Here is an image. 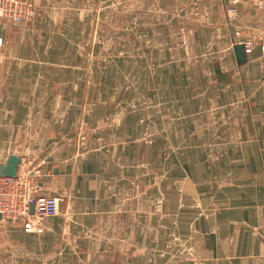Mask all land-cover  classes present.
<instances>
[{
  "label": "crops",
  "instance_id": "0c3cea01",
  "mask_svg": "<svg viewBox=\"0 0 264 264\" xmlns=\"http://www.w3.org/2000/svg\"><path fill=\"white\" fill-rule=\"evenodd\" d=\"M32 2L0 23V164L59 207L0 221V264H264V57L233 52L264 10Z\"/></svg>",
  "mask_w": 264,
  "mask_h": 264
},
{
  "label": "built area",
  "instance_id": "2783aa9c",
  "mask_svg": "<svg viewBox=\"0 0 264 264\" xmlns=\"http://www.w3.org/2000/svg\"><path fill=\"white\" fill-rule=\"evenodd\" d=\"M254 4L264 10V0H255ZM33 15L32 0H0V20L20 24L29 21ZM235 34L238 35V31ZM242 44L245 51L257 45L264 57V19L260 29L246 37ZM58 207L57 197L39 193L37 181L28 168L17 170L14 177L0 176V221L22 220L24 228L32 229L56 215Z\"/></svg>",
  "mask_w": 264,
  "mask_h": 264
},
{
  "label": "water",
  "instance_id": "95a60500",
  "mask_svg": "<svg viewBox=\"0 0 264 264\" xmlns=\"http://www.w3.org/2000/svg\"><path fill=\"white\" fill-rule=\"evenodd\" d=\"M233 52L237 65L243 64L246 61L245 47L242 43L233 45ZM214 74L220 78H224L225 74L220 71L218 66L214 67ZM20 163V157L17 155H9L5 161L0 164V176L14 177L16 175L17 167ZM32 212V206H30ZM1 219V215H0Z\"/></svg>",
  "mask_w": 264,
  "mask_h": 264
},
{
  "label": "rangeland",
  "instance_id": "374dc122",
  "mask_svg": "<svg viewBox=\"0 0 264 264\" xmlns=\"http://www.w3.org/2000/svg\"><path fill=\"white\" fill-rule=\"evenodd\" d=\"M32 3H33V2H32ZM33 6H34V4H33ZM34 12H35V11H34ZM1 21H4V20H0V23H1ZM24 23H27V22H23V23H21V24H24ZM44 195H45V194H44ZM55 197H56V196H55ZM57 198H58V197H57ZM45 221H46V220H45ZM45 221H44V222H45ZM10 222H11V221H10ZM44 222H42L40 226L36 227L35 230H36V231L42 230V228H43V227H42V224H43ZM32 229H33V228H32ZM32 229L30 228V229H27V230H32Z\"/></svg>",
  "mask_w": 264,
  "mask_h": 264
}]
</instances>
